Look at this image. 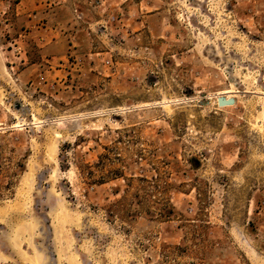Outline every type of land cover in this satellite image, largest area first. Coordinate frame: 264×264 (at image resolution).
Returning a JSON list of instances; mask_svg holds the SVG:
<instances>
[{
  "label": "rangeland",
  "instance_id": "1",
  "mask_svg": "<svg viewBox=\"0 0 264 264\" xmlns=\"http://www.w3.org/2000/svg\"><path fill=\"white\" fill-rule=\"evenodd\" d=\"M0 264H264V0H0Z\"/></svg>",
  "mask_w": 264,
  "mask_h": 264
},
{
  "label": "water",
  "instance_id": "2",
  "mask_svg": "<svg viewBox=\"0 0 264 264\" xmlns=\"http://www.w3.org/2000/svg\"><path fill=\"white\" fill-rule=\"evenodd\" d=\"M224 100H226L224 97H220L218 99V104L220 107H227L235 103L234 99H230L228 101H224Z\"/></svg>",
  "mask_w": 264,
  "mask_h": 264
},
{
  "label": "bare ground",
  "instance_id": "3",
  "mask_svg": "<svg viewBox=\"0 0 264 264\" xmlns=\"http://www.w3.org/2000/svg\"><path fill=\"white\" fill-rule=\"evenodd\" d=\"M226 95V94H225ZM43 125V124H42Z\"/></svg>",
  "mask_w": 264,
  "mask_h": 264
}]
</instances>
